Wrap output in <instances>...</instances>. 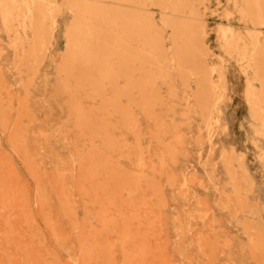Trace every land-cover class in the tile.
Segmentation results:
<instances>
[{
    "label": "rangeland",
    "instance_id": "374dc122",
    "mask_svg": "<svg viewBox=\"0 0 264 264\" xmlns=\"http://www.w3.org/2000/svg\"><path fill=\"white\" fill-rule=\"evenodd\" d=\"M239 2L0 0V264H264V193L206 80L220 20L264 61V0Z\"/></svg>",
    "mask_w": 264,
    "mask_h": 264
},
{
    "label": "crops",
    "instance_id": "0c3cea01",
    "mask_svg": "<svg viewBox=\"0 0 264 264\" xmlns=\"http://www.w3.org/2000/svg\"><path fill=\"white\" fill-rule=\"evenodd\" d=\"M220 1L224 2L225 0ZM227 10L230 9L224 5L219 12L223 14ZM219 23L231 24L235 29L244 27L226 20H220L212 27L210 43L214 53L225 58L227 80V94L224 103L220 105V144L227 149L234 148L237 156H244V162L251 178L255 181L257 191L263 194L264 159L261 156L264 155V134L261 131L264 129V125L262 120L254 118L255 110L251 107L250 101L256 97L259 98V105L264 109V61L262 64L254 62L252 53L255 48L253 46H250L249 49L251 57L249 56L247 59L242 60L238 54L233 57L227 55L217 41L215 30ZM258 29L261 31L259 43L264 45V27ZM258 59L259 57H256L257 61ZM219 61L216 59V63ZM249 83L254 89L253 95L250 97L247 93ZM226 173L223 175L224 178H227Z\"/></svg>",
    "mask_w": 264,
    "mask_h": 264
},
{
    "label": "bare ground",
    "instance_id": "6f19581e",
    "mask_svg": "<svg viewBox=\"0 0 264 264\" xmlns=\"http://www.w3.org/2000/svg\"><path fill=\"white\" fill-rule=\"evenodd\" d=\"M231 3H233V7H234V11H233V13H231L230 14V16H232L233 14H241V13H244V7H243V5L242 4H240V2H239V0H231ZM59 6L57 5V4H55L54 5V8L53 7H50V8H48L47 9V12H46V14H49V16H52L53 17V13H55L56 11H57V8H58ZM239 17V16H238ZM240 19V18H239ZM177 32H180V31H177ZM219 35L223 38H225L227 41H229L230 39L231 40H233L234 38H236V32H235V30H234V28L231 26V25H228L227 27H223V28H220V30H219ZM238 38H240L239 36H238ZM246 44H244V45H242L241 46V51H240V56H241V59L242 60H244V59H247L248 57H249V55L248 54H246ZM251 56V55H250ZM221 70L219 71V74H220V80H221V82L220 83H216L215 81H213L212 79H211V75L213 74V72L214 71H216V68H214V67H211V69H210V71H209V73H210V77H208L206 80H208L209 81V83H211L212 84V86H213V88L217 91V92H219V95H220V97H221V95H222V92L223 91H226L227 92V80H226V69L224 70V69H222V68H220ZM264 86V85H263ZM253 92H254V89H253V87H252V85L249 83V85H248V90H247V93L248 94H253ZM264 95V94H263ZM220 97L218 98V100L217 101H220ZM260 103H259V98H257L256 97V99L254 100V101H250V105H251V107L252 108H254V110H255V113H254V118L256 119V120H258V119H260V120H262L263 121V125H264V109H263V107L261 106V105H259ZM219 111H220V108H219ZM261 133L262 134H264V129L261 131ZM17 142V141H16ZM19 143V142H18ZM13 148V147H12ZM14 149V148H13ZM15 151V150H14ZM27 152V151H26ZM4 155H6V154H4ZM25 156V155H24ZM93 156V155H92ZM83 158V157H82ZM263 158H264V156H263ZM34 159V158H33ZM5 160V159H4ZM24 161H25V159H24ZM29 161V160H28ZM41 161V160H40ZM33 162V161H32ZM30 163V162H29ZM108 163V162H107ZM26 164H27V162H26ZM139 164V163H138ZM103 165H106V164H103ZM30 167V166H29ZM79 167V166H78ZM244 167H245V165H244ZM32 168V167H31ZM36 168V167H35ZM34 168V169H35ZM80 169V168H79ZM113 169V168H112ZM31 171H32V169H31ZM80 171V170H79ZM109 171V170H108ZM245 171H246V177H247V179L249 180V182H250V185H251V190L254 192L255 190H256V184H255V181L251 178V176H250V172H249V170H248V168H245ZM28 172V171H27ZM35 172V171H34ZM120 172V171H119ZM153 172V171H152ZM12 173V172H11ZM30 173V172H29ZM57 173V172H56ZM88 173V172H87ZM95 173H96V171H95ZM105 173V172H104ZM123 173V172H122ZM127 173V172H126ZM155 173V172H154ZM31 174H33V173H31ZM30 174V175H31ZM62 174V173H61ZM65 174V173H64ZM81 174V173H80ZM89 174V173H88ZM87 174V175H88ZM110 174V173H109ZM108 174V175H109ZM9 175V174H8ZM78 175V174H77ZM119 175V174H118ZM32 176V175H31ZM37 176V175H36ZM60 176H62V175H60ZM71 176V175H70ZM81 176V175H80ZM79 176V177H80ZM5 177V176H4ZM40 177V176H39ZM58 177V176H57ZM71 177H73V176H71ZM82 177V176H81ZM97 177H100V176H98L97 175ZM109 177V176H108ZM160 177V176H159ZM38 178V177H37ZM37 178H35L36 179V181H37ZM91 178V177H90ZM93 178V177H92ZM106 178V177H105ZM112 178V177H111ZM152 178V177H151ZM96 179V178H95ZM7 180V179H6ZM5 180V181H6ZM83 180V179H82ZM86 180V179H85ZM63 181V180H62ZM76 181H78V180H76ZM101 181H102V179H101ZM122 181V180H121ZM133 181V180H132ZM158 181V180H157ZM112 182H113V179H112ZM135 182V181H134ZM156 182V181H155ZM4 183V182H3ZM11 183V182H10ZM9 183V184H10ZM95 183H97V182H95ZM98 183H99V181H98ZM104 183V182H103ZM102 183V184H103ZM39 184V183H38ZM91 184V183H90ZM124 184V183H123ZM137 184V183H136ZM5 185V184H4ZM35 185H37V184H35ZM66 185V184H65ZM118 185V184H117ZM127 185V184H126ZM52 186V185H51ZM98 186H99V184H98ZM101 186V185H100ZM99 186V187H100ZM103 186H104V184H103ZM67 187V186H66ZM97 187V186H96ZM84 188V187H83ZM94 188H95V185H94ZM104 188H106V187H104ZM119 188V187H118ZM22 189H23V187H22ZM62 189V188H61ZM92 189V188H91ZM96 190H97V188H95ZM101 189V188H100ZM123 189V188H122ZM3 190H5V188L3 189ZM13 190V189H12ZM105 190V189H104ZM115 190V189H114ZM117 190V189H116ZM9 191H11V190H9ZM63 191V190H62ZM82 191V190H81ZM85 191V190H84ZM99 191V190H98ZM110 192L112 191V190H109ZM117 191H120V190H117ZM4 192V191H3ZM12 192V191H11ZM10 192V193H11ZM50 192V191H49ZM55 192V191H54ZM104 192H107V189H106V191H104ZM104 192H102V194H104ZM115 192V191H114ZM13 193V192H12ZM88 193V192H87ZM118 193V192H117ZM16 194V193H15ZM19 194V193H18ZM41 194H43V193H41ZM40 194V195H41ZM45 194H46V192H45ZM53 194V193H52ZM86 194V193H85ZM84 194V195H85ZM101 194V195H102ZM121 194V193H120ZM12 195V194H11ZM17 195V194H16ZM24 194H22V196H23ZM105 195V194H104ZM118 195V194H117ZM3 195H1V197H2ZM5 196V195H4ZM4 196H3V198H4ZM37 196V195H36ZM57 196V195H56ZM59 196V195H58ZM13 197V196H12ZM66 197V196H65ZM64 197V198H65ZM82 197H83V195H82ZM2 198V199H3ZM6 198V197H5ZM14 198V197H13ZM13 198H11L12 200H13ZM25 199H26V197H24ZM59 198V197H58ZM61 198V197H60ZM97 198V197H96ZM119 198H120V196H119ZM2 199H1V201H2ZM21 199V198H20ZM7 200V199H6ZM17 201H18V199H16ZM34 200H35V197H34ZM97 200V199H96ZM14 201V200H13ZM45 201V200H44ZM94 201H95V199H94ZM104 201V200H103ZM107 201V200H106ZM26 202V201H25ZM24 202V203H25ZM41 201L39 200V203H40ZM98 202V201H97ZM100 202V201H99ZM9 203V202H8ZM7 203V204H8ZM21 203V202H20ZM27 203V202H26ZM37 203H38V200H37ZM60 203V202H59ZM101 203V202H100ZM2 204V203H1ZM11 204V203H10ZM47 204V203H46ZM64 204V203H63ZM43 205V204H42ZM26 206V205H25ZM40 206V205H39ZM3 207V206H2ZM22 207V206H21ZM72 207V206H71ZM73 208V207H72ZM19 209V208H18ZM26 209V208H25ZM22 210H24V207H23V209ZM71 210V209H70ZM73 210V209H72ZM71 210V211H72ZM8 211V210H7ZM75 211V210H74ZM22 212V211H21ZM64 212V211H63ZM42 213V212H41ZM22 214V213H21ZM24 214V213H23ZM27 215H29V214H27ZM27 215H25V216H27ZM50 215V214H49ZM71 215H72V213H71ZM258 217H259V221L260 222H262L263 220H264V215H263V212L261 211H258ZM51 216V215H50ZM43 217V216H42ZM44 217H45V215H44ZM28 218V217H27ZM75 218V217H74ZM83 218V217H82ZM137 219V218H136ZM5 220V219H4ZM82 220H85V219H82ZM44 221V220H43ZM47 221V220H46ZM45 222V221H44ZM82 222V221H81ZM51 223V222H50ZM88 223V222H87ZM6 224V223H5ZM35 224V223H34ZM26 225H29V224H26ZM56 225V224H55ZM47 226V225H46ZM84 226V225H83ZM139 227V226H138ZM81 229V228H80ZM83 230H85V229H83ZM87 230V229H86ZM81 231H82V229H81ZM3 233V232H2ZM81 233H85V232H81ZM6 234V233H5ZM37 235V234H36ZM143 235V234H142ZM80 236V235H79ZM6 237H8V234L6 235ZM31 238H32V236H31ZM34 238H36V236L34 237ZM77 238V237H76ZM10 238H8V240H9ZM81 239V238H80ZM33 240V239H32ZM12 243H13V240L11 241ZM6 244V243H5ZM8 244V243H7ZM11 244V243H10ZM27 245H29V244H27ZM36 246H38V245H36ZM21 248H23V247H21ZM4 251V250H3ZM2 251V252H3ZM28 251V250H27ZM23 253V252H22ZM34 253V252H33ZM7 254V253H6ZM37 254V253H36ZM25 256V255H24ZM27 257V256H26ZM6 258H7V260L9 259V257H7V255H6ZM12 259V258H11ZM26 259V258H25ZM26 261H28V259H26ZM57 261V260H56ZM33 262V261H32ZM10 263V262H9ZM3 264V263H2ZM25 264H26V262H25ZM31 264V263H30Z\"/></svg>",
    "mask_w": 264,
    "mask_h": 264
}]
</instances>
